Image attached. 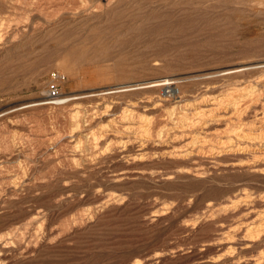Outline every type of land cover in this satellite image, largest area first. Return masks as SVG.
<instances>
[{"label": "rangeland", "instance_id": "374dc122", "mask_svg": "<svg viewBox=\"0 0 264 264\" xmlns=\"http://www.w3.org/2000/svg\"><path fill=\"white\" fill-rule=\"evenodd\" d=\"M263 66L264 0H0V264H264L258 72L228 75Z\"/></svg>", "mask_w": 264, "mask_h": 264}, {"label": "bare ground", "instance_id": "6f19581e", "mask_svg": "<svg viewBox=\"0 0 264 264\" xmlns=\"http://www.w3.org/2000/svg\"><path fill=\"white\" fill-rule=\"evenodd\" d=\"M250 68L256 69L258 74L256 76H252V75L243 76V77H245V80H242V82H247V84L249 85L250 88L257 91V95H256L257 99L256 100H258L259 102H261L262 105H264V66L259 67V68H255V67H248V68L247 67H239V68H237V67H235V68H231L229 70L228 75H232L233 73H238V72H246L247 69H250ZM245 75H247V74H245ZM247 78H249V79H247ZM231 98L232 97H228V93H224V94L221 93L218 95H214L211 97V99L203 97L199 101V106L205 105L204 108H206V109H199L198 112L194 113V115L197 117H202V118L205 117V118H216V119H220L222 117H225L226 113L229 112V110H230V108L227 106L228 103H227V105H225V102L230 101ZM244 99H247V98H244ZM244 99L242 100L241 103L246 104L244 107H249L252 103H250V101L248 102ZM253 103H255V101H253ZM233 109L237 113L240 112L238 105L233 107ZM169 111H171V110H169ZM239 115H240V113H239ZM183 116H184V114H182L180 116V118H183ZM228 116H233V115L228 114ZM244 117H247V114ZM249 121H250V123L248 125H251V126H246V127L242 128V132H243L242 135L245 138H251V139L258 141V143L264 144V109L262 111H260L259 113L255 112L254 116ZM263 154H264V152H263ZM260 227H261L260 230L264 231V224L260 225ZM260 230H258V231H260ZM257 235H258V233H256L254 236L250 235L249 237L251 239H254L255 236H257ZM263 235H264V233H263ZM249 242H253V241H249Z\"/></svg>", "mask_w": 264, "mask_h": 264}, {"label": "built area", "instance_id": "2783aa9c", "mask_svg": "<svg viewBox=\"0 0 264 264\" xmlns=\"http://www.w3.org/2000/svg\"><path fill=\"white\" fill-rule=\"evenodd\" d=\"M64 74L55 70L50 73L47 95L50 99H57L61 95L60 83L64 81Z\"/></svg>", "mask_w": 264, "mask_h": 264}]
</instances>
